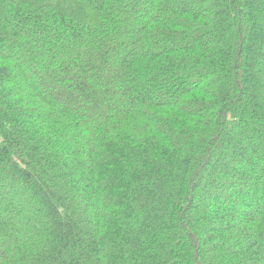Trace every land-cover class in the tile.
Returning a JSON list of instances; mask_svg holds the SVG:
<instances>
[{
    "label": "trees",
    "instance_id": "1",
    "mask_svg": "<svg viewBox=\"0 0 264 264\" xmlns=\"http://www.w3.org/2000/svg\"><path fill=\"white\" fill-rule=\"evenodd\" d=\"M0 264H264V0H0Z\"/></svg>",
    "mask_w": 264,
    "mask_h": 264
}]
</instances>
